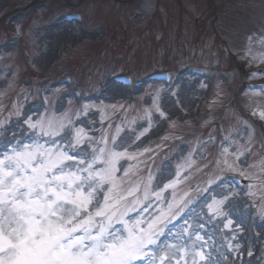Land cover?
I'll use <instances>...</instances> for the list:
<instances>
[{
	"label": "rangeland",
	"instance_id": "obj_1",
	"mask_svg": "<svg viewBox=\"0 0 264 264\" xmlns=\"http://www.w3.org/2000/svg\"><path fill=\"white\" fill-rule=\"evenodd\" d=\"M69 1L0 0V119L9 121L0 127V152L6 150L4 142L14 135L24 137V143L30 142V130L10 115L15 111L14 105L22 106L24 118H60L66 113L76 127L90 131L103 127L114 134L120 125L128 137L127 143L132 145L130 151L152 150L144 159L154 175V190L177 179L178 166H182L180 183L167 189L165 195L169 200L173 195L179 200L188 193L194 203L183 216L189 223L196 217L198 223L197 214L202 209L207 212L212 198H219L232 187L225 175L232 171L217 164L224 159L222 146L232 152L245 145L248 150L234 167L246 173L242 177L246 185L241 198L246 200V207L253 209L255 224L251 233L257 246L246 248V254L253 252L247 259H242V255L234 257L230 252L215 256L213 248L203 250L213 252L221 263L264 264V218L257 212L264 204V140L254 132L245 133L243 123H256L259 112L264 110V87L253 91L247 90L251 88L246 85L264 81V0H132L125 4L116 0ZM15 6L24 8L14 9ZM73 10L84 11V26L63 23L64 12ZM103 25L107 28L103 29ZM61 32L67 37L60 36ZM12 37L18 42L7 43ZM186 66L212 71L198 75ZM161 70L174 71L170 84L150 82L132 88L111 82L117 73L142 78ZM64 74L71 75L83 91L94 87L96 91L93 88L86 95L88 100L98 102L76 100L74 91L79 86L73 83L61 82L47 95L49 83L63 80ZM84 105L95 107L87 115L77 117ZM101 107L109 117L103 123ZM145 110L151 112L150 127ZM161 111L165 113L163 117ZM133 118L135 122L129 128ZM145 127L149 131L132 144ZM189 156L195 161L191 167ZM234 159L230 157L229 163ZM142 175L146 177L147 172ZM217 176L223 177L224 183L210 186L208 180ZM249 185H254L251 197L246 195ZM224 211L232 220L227 204ZM129 215L135 218L138 212ZM184 219L177 218L169 224L161 237L163 243H176L170 237L181 228ZM203 220L206 226L207 218ZM218 220L231 237V231L223 229L224 218ZM204 228L201 235L210 243L212 232L205 235ZM239 236L241 242L243 236ZM221 238L220 244L224 240Z\"/></svg>",
	"mask_w": 264,
	"mask_h": 264
},
{
	"label": "snow or ice",
	"instance_id": "obj_2",
	"mask_svg": "<svg viewBox=\"0 0 264 264\" xmlns=\"http://www.w3.org/2000/svg\"><path fill=\"white\" fill-rule=\"evenodd\" d=\"M92 107L84 105L77 117L87 115ZM14 108L10 115L30 130V142L14 135L0 152V264H221L213 252L203 249L214 248L225 256V244L232 256L241 255L238 234L243 232L242 226L233 229L224 211L226 204L241 195L239 190L229 186L220 198H212L206 213L202 209L197 214L198 223L196 217L189 223L183 216L194 203L189 194L179 200L165 195L180 183L182 166H178L177 179L154 190V175L144 159L152 150L130 151L132 145L120 125L114 134L103 127L90 131L76 127L66 113L60 118L41 115L34 119L24 118L22 106ZM99 111L101 123L109 119L104 107ZM145 115L150 127L151 112L145 110ZM259 117L264 119V110ZM134 122L135 118L128 127ZM8 123L0 119V127ZM148 131L145 127L132 144ZM247 150L240 145L230 152L222 146L224 159L217 161L218 166L245 177V171L234 163ZM230 157L235 158L233 163H229ZM194 163L189 156L188 167ZM145 171L146 177L142 175ZM216 183H224L223 177L208 180L210 186ZM253 188L249 185L246 195L253 196ZM133 212H138L135 218L129 215ZM257 212L264 218V204ZM204 217L207 223L224 218L223 229L230 230L231 237L222 232L224 240L219 246L205 241L201 235ZM177 218L184 219V224L170 237L176 243H163L161 237ZM247 255L251 257L253 252L249 250Z\"/></svg>",
	"mask_w": 264,
	"mask_h": 264
},
{
	"label": "bare ground",
	"instance_id": "obj_3",
	"mask_svg": "<svg viewBox=\"0 0 264 264\" xmlns=\"http://www.w3.org/2000/svg\"><path fill=\"white\" fill-rule=\"evenodd\" d=\"M57 33H58V32H55L54 34L57 35ZM61 33H62V34H60V36L67 37V34H66V33H64V32H61ZM63 33H64V34H63ZM55 35H54V36H55ZM171 81H172V80H171ZM171 81H170V82H171ZM112 84H113V83H112ZM71 85H73V84H71ZM108 86H109V84H108Z\"/></svg>",
	"mask_w": 264,
	"mask_h": 264
},
{
	"label": "flooded vegetation",
	"instance_id": "obj_4",
	"mask_svg": "<svg viewBox=\"0 0 264 264\" xmlns=\"http://www.w3.org/2000/svg\"><path fill=\"white\" fill-rule=\"evenodd\" d=\"M66 1H68V0H66ZM82 1V0H81Z\"/></svg>",
	"mask_w": 264,
	"mask_h": 264
}]
</instances>
